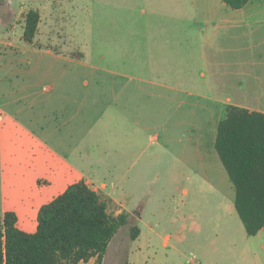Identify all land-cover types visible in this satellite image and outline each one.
<instances>
[{"label": "crops", "instance_id": "obj_1", "mask_svg": "<svg viewBox=\"0 0 264 264\" xmlns=\"http://www.w3.org/2000/svg\"><path fill=\"white\" fill-rule=\"evenodd\" d=\"M144 6L153 3L134 0L131 9ZM190 6L214 15L133 18L132 33L117 36L116 48L99 54L100 62L110 59L114 66L89 62L82 51L76 58L77 50L12 51L11 24H5L1 217L15 213L18 229L34 234L41 208L84 182L107 200L110 214L129 216L128 224L140 229L138 241L151 230L145 216L155 212L150 205L158 184L165 187L158 200L170 199L178 211L183 206L182 228L214 234L220 243L213 249L230 251L234 264H264L253 255L258 250L264 257V243L251 249L236 239L235 187L216 150L228 106L264 114V0L240 10L223 0H191ZM37 12L35 43L43 25ZM62 42L74 45L73 39ZM239 235L248 237L245 228ZM80 264H96V258Z\"/></svg>", "mask_w": 264, "mask_h": 264}, {"label": "trees", "instance_id": "obj_2", "mask_svg": "<svg viewBox=\"0 0 264 264\" xmlns=\"http://www.w3.org/2000/svg\"><path fill=\"white\" fill-rule=\"evenodd\" d=\"M1 1V0H0ZM240 10L251 0H223ZM40 14L24 15L22 40L35 46ZM79 55V56H78ZM80 53H75L80 58ZM216 150L235 187V209L248 237L264 231V114L228 106L218 128ZM17 216H0V264H103L109 245L129 216L109 213L107 200L84 182L71 185L43 206L34 234L17 227ZM131 239L140 236L131 228Z\"/></svg>", "mask_w": 264, "mask_h": 264}, {"label": "rangeland", "instance_id": "obj_3", "mask_svg": "<svg viewBox=\"0 0 264 264\" xmlns=\"http://www.w3.org/2000/svg\"><path fill=\"white\" fill-rule=\"evenodd\" d=\"M132 1L134 0H1L0 40L5 38L4 40L8 41L9 33L5 31L4 26L11 24L10 30L13 32L11 50L21 53L23 49H30L31 46L22 40L24 13L38 10L43 16L42 35L39 43H35L34 47L50 48L58 53H67L62 50L69 52L77 50L73 53L86 52L89 56L84 58L89 62L114 66L110 59L108 63L100 62L99 54L104 49L114 50L117 36H127L132 33L133 18L182 16L194 19V17L205 18L214 15L213 11L210 12L204 8L194 9L190 6L191 0H183L182 3L150 0L153 3L151 7L131 9ZM7 2L10 4V14L7 13L8 6L5 7ZM134 30L138 32L139 28ZM60 37L71 39V41L73 39L74 45L69 42L58 44ZM8 50L10 49L7 48ZM44 65L50 66L51 63L44 61ZM50 82L48 79L44 81V84L48 85ZM201 92L206 93L207 91L202 90ZM154 188L156 195L152 196L153 203L150 206L154 209L153 215L155 216H145V220L151 225V230H144L140 240L134 241L130 235L131 225L127 224L122 227L110 243L104 264H132L135 260L137 262L134 264H234L230 251L213 249L214 244L220 243L214 234H197L192 226L182 228L183 218L179 219V216L183 211V206L178 211L170 199L158 200V198L161 200L164 198L165 187L157 184ZM236 217L238 223L236 239L251 243V249H259L260 244L264 243V236L254 238L244 236V239H241L239 228L243 231L244 225L238 215ZM197 241L205 247L197 248ZM166 242L168 245H165ZM238 244L243 243L238 242ZM258 254V250L253 253L256 260L260 259L263 263L264 257L261 255L258 257ZM248 264H255L254 259Z\"/></svg>", "mask_w": 264, "mask_h": 264}]
</instances>
